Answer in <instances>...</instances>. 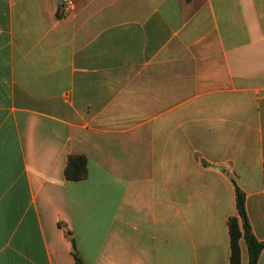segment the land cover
Here are the masks:
<instances>
[{
	"label": "crops",
	"instance_id": "crops-1",
	"mask_svg": "<svg viewBox=\"0 0 264 264\" xmlns=\"http://www.w3.org/2000/svg\"><path fill=\"white\" fill-rule=\"evenodd\" d=\"M263 164L264 0H0V264H231Z\"/></svg>",
	"mask_w": 264,
	"mask_h": 264
},
{
	"label": "trees",
	"instance_id": "trees-1",
	"mask_svg": "<svg viewBox=\"0 0 264 264\" xmlns=\"http://www.w3.org/2000/svg\"><path fill=\"white\" fill-rule=\"evenodd\" d=\"M76 7H80L87 0L79 2L74 0ZM189 2L190 0H182ZM61 7V6H59ZM64 175L67 180L78 181L86 178V158L81 154H71L68 156ZM263 183H264V164H263ZM235 201L238 216H230L227 220L230 236V262L231 264H241L240 240H245L248 252V264H257L258 256L264 247V242L258 241L251 230L249 220L245 210V192L234 182ZM61 225V223H60ZM71 241V253L74 257L75 264H85L81 259L78 251Z\"/></svg>",
	"mask_w": 264,
	"mask_h": 264
},
{
	"label": "built area",
	"instance_id": "built-area-1",
	"mask_svg": "<svg viewBox=\"0 0 264 264\" xmlns=\"http://www.w3.org/2000/svg\"><path fill=\"white\" fill-rule=\"evenodd\" d=\"M70 4H72V2H69Z\"/></svg>",
	"mask_w": 264,
	"mask_h": 264
}]
</instances>
